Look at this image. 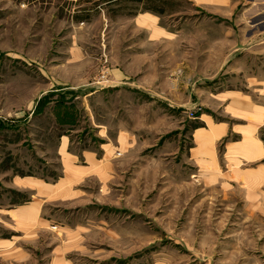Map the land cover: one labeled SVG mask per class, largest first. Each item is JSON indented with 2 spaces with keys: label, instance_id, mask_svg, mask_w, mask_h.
Masks as SVG:
<instances>
[{
  "label": "rangeland",
  "instance_id": "rangeland-1",
  "mask_svg": "<svg viewBox=\"0 0 264 264\" xmlns=\"http://www.w3.org/2000/svg\"><path fill=\"white\" fill-rule=\"evenodd\" d=\"M262 3L0 0V206L32 197L49 220L17 235L15 245L0 244V264H207V255L218 264L238 262V252L222 261L218 249L225 234L240 231L232 221L240 214L222 192L189 179L182 156H171L188 146L195 119L168 104L185 97L191 76L203 87H230L221 64L239 56L249 25L264 27ZM151 7L159 16L144 26L136 15ZM114 72L122 78L115 87ZM55 102L68 106L74 124L60 121ZM98 124L104 138L128 133L130 143L105 156L104 165L86 154L61 155L65 136L68 153L103 158ZM14 175L59 184L17 180L38 194L17 191ZM39 204L23 219L34 221ZM2 219L0 237L11 225ZM249 225L257 239L242 237V248L264 250V222Z\"/></svg>",
  "mask_w": 264,
  "mask_h": 264
},
{
  "label": "crops",
  "instance_id": "crops-1",
  "mask_svg": "<svg viewBox=\"0 0 264 264\" xmlns=\"http://www.w3.org/2000/svg\"><path fill=\"white\" fill-rule=\"evenodd\" d=\"M191 1L201 2L203 0ZM261 1L264 4V0ZM157 16L159 15L156 9L148 8L145 13L137 14L136 20L143 21L142 23L146 26L149 25L148 18H154V22H156ZM258 25H249L251 33L247 41L239 43L238 49L241 51L239 56L234 54L235 56L221 64L224 65L222 78L232 82L230 87L217 90L211 86L203 87L199 84L198 77L194 79V76H191L184 84L185 97L179 100L173 99L170 105L168 104V106L179 108L186 113L194 111L196 115L193 118L195 121L190 130L188 146L184 147L183 151H179V147L176 146L171 150V156H182L183 162L190 168V173L185 175L189 179L196 178L198 184L209 192H222V200L228 204L233 203L238 210L237 213L240 214L234 219L232 218V221L240 226V231L225 234L222 246L218 249L222 252L219 254L222 261L227 260L230 253L238 252L241 257L235 264H264L262 248L248 245L247 249H243L239 243L244 236L247 240L255 241L256 235L251 231L249 224L261 226L264 222V216H262L264 215V139L260 136L261 128L264 126V74H261L259 71L261 68L258 67H264V27L257 28ZM157 28L158 31L168 32L162 27L157 26ZM153 32L157 33L154 29ZM252 68L255 73L253 76ZM114 76L116 80L111 84L113 87L119 85L122 79L120 74L115 72ZM177 78L172 81L175 88L180 85V80ZM233 81L236 82L233 83ZM239 81L244 82L239 84L240 87L238 86ZM104 86H96V89L104 90ZM205 91L204 99L206 101L202 99ZM216 106H218L217 109ZM219 109H221V113ZM216 112L218 117L215 115ZM95 127L99 129V151L104 159L95 158L96 155L87 150L82 151L81 155L68 153L70 141L65 136H61L60 140V149L63 146L64 151L63 154L60 152L61 155L83 156L86 154L93 156L97 162L102 161L101 164L104 165L105 156L112 155L127 140L129 144L132 139L128 133L125 138L124 135L122 137L118 133L113 140H108L104 138L103 126L98 124ZM24 179L42 182L32 176L14 175L12 184L13 187L18 188L15 190L29 188L38 194L34 188L17 184V180ZM42 184L55 186L59 182L53 184L42 182ZM237 191L241 193L239 199L233 193ZM38 202L40 204L35 220H24L23 211ZM42 209V202L32 197L22 204L10 207L0 206V222L3 221V217L9 218L11 221V225L7 227V236L0 237V244L15 245L14 238L17 235L30 234L39 225L49 224L47 218H40ZM207 258L205 263L218 264L216 260H219V257L211 260V257L207 255Z\"/></svg>",
  "mask_w": 264,
  "mask_h": 264
},
{
  "label": "trees",
  "instance_id": "trees-1",
  "mask_svg": "<svg viewBox=\"0 0 264 264\" xmlns=\"http://www.w3.org/2000/svg\"><path fill=\"white\" fill-rule=\"evenodd\" d=\"M151 10H154L153 7L149 8ZM60 106L57 105V102H55V108L57 109V113L58 115H60L61 117V122L64 123V125H68L71 126L72 124H74L73 122V117L70 115L71 112H69V108L68 106H66L65 104H63V102L60 103ZM58 106V107H57Z\"/></svg>",
  "mask_w": 264,
  "mask_h": 264
},
{
  "label": "built area",
  "instance_id": "built-area-1",
  "mask_svg": "<svg viewBox=\"0 0 264 264\" xmlns=\"http://www.w3.org/2000/svg\"><path fill=\"white\" fill-rule=\"evenodd\" d=\"M187 117L188 118H195V112L194 111H189L188 113H187Z\"/></svg>",
  "mask_w": 264,
  "mask_h": 264
},
{
  "label": "bare ground",
  "instance_id": "bare-ground-1",
  "mask_svg": "<svg viewBox=\"0 0 264 264\" xmlns=\"http://www.w3.org/2000/svg\"><path fill=\"white\" fill-rule=\"evenodd\" d=\"M143 22V21H142Z\"/></svg>",
  "mask_w": 264,
  "mask_h": 264
}]
</instances>
